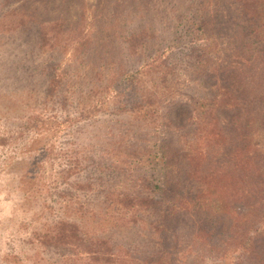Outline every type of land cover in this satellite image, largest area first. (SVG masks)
Wrapping results in <instances>:
<instances>
[{"label":"rangeland","instance_id":"1","mask_svg":"<svg viewBox=\"0 0 264 264\" xmlns=\"http://www.w3.org/2000/svg\"><path fill=\"white\" fill-rule=\"evenodd\" d=\"M247 1L251 4L253 0ZM206 3L202 14L209 17V34L224 54L214 60V69L196 79L186 66L187 47L170 40L172 22L184 12L187 0H0V264H62L63 259L68 261L64 264L90 262L84 247L71 252L69 244L43 247L37 239L46 232L43 225L61 215L83 222L81 202L92 207L89 213L96 218L95 225L79 226L88 238L110 235L121 251H132L129 258L135 259L133 264L181 261L178 250L189 243L197 224L204 221L186 201L188 191H194L199 182H186V177L158 167L142 165L131 173L109 168L117 159L113 149L118 141L127 148L133 142L131 137H140L143 145L152 147L165 131L163 126H144L138 131L127 122L128 116L111 114V87L116 74L140 68L146 55L155 54V59L146 63L162 66L164 61L172 66V88L167 92L169 145L176 148L178 140L183 146L188 143L204 167L196 176L209 181L206 174L228 163L230 142L235 137L229 121L233 111H216L211 118L195 122L190 97L202 88L229 87L232 78L224 69L229 66H239L248 81L264 90V65L253 54L256 47L264 48V38L255 45L253 35H243L235 0ZM55 22V27L51 26ZM40 29L60 30L62 40L56 42V51L39 49L27 34ZM134 33L139 34L129 41L128 49L125 41ZM142 36L148 43L140 44ZM55 64L60 65V84L47 97L51 102L45 100V92ZM90 88L98 92L88 95ZM64 97L62 107L58 103ZM257 110L264 112V108ZM194 126H202L198 127L199 142L192 139ZM138 146L136 142L126 150H141ZM210 162L215 163L213 167ZM158 177L161 180L157 181ZM137 179L148 185L143 192L166 204L162 213L156 218L142 217L136 225H122L116 214L106 219L100 208L104 193L141 190ZM150 183H158L160 188H152ZM92 244L98 262L90 264H101L105 255ZM124 255L116 252L109 256L110 264L125 259ZM204 263L220 261L207 259Z\"/></svg>","mask_w":264,"mask_h":264},{"label":"trees","instance_id":"2","mask_svg":"<svg viewBox=\"0 0 264 264\" xmlns=\"http://www.w3.org/2000/svg\"><path fill=\"white\" fill-rule=\"evenodd\" d=\"M235 1L240 8L243 35L246 38H250V34L253 35V43L258 45L261 43V37L264 38V0H253L251 4L247 0ZM205 5H207L206 0H187L184 12L175 16L171 26V43L187 47L186 66L196 79H200L212 70L214 60L219 61L224 54L218 41L209 34V17L202 14ZM54 25L56 22L51 26ZM52 30L27 31V34L31 35L33 42H37L39 49L47 48L54 52L57 50L56 42L62 38L59 29L56 33H52ZM50 33L52 35L48 36ZM137 34L139 33H134L126 39L128 49H131L129 41L137 38ZM147 37L150 35L145 34V38ZM141 39L143 41L140 44H144L145 41L148 43L144 36ZM262 51L264 52V48L260 46L258 50L256 47L253 54L264 65V55L260 54ZM141 54L143 55L140 53L139 57ZM146 56L140 68L125 72L121 70L116 74L117 76H114L115 80H112L111 87L113 95L110 99L112 109L109 112L114 116L124 114L126 118L130 117L131 120L128 121L127 118V122L132 124V127L138 128V131L141 130L139 127L158 129L163 126L165 130L162 134L163 138L153 141L154 145L150 147L143 145V138L131 137L133 142H129L127 148L131 149L137 142L140 143L138 148L142 151L137 149L128 152L124 142L118 141L113 149L117 159L110 162L109 168L131 173L142 165L158 167L171 170L176 177L178 175L186 177L184 178L186 182H199L194 191H188L186 201L196 214L199 212L202 214L204 221L197 224L189 243L184 248L176 249L179 252L177 254L182 256L177 264H206L204 262L207 259L219 260V264H264V115H261L263 111L257 110L264 108V90L257 89L256 84L248 81L249 78L243 75L239 66H229L224 67L227 76L232 78L229 87L219 85L210 89L202 88L190 97L193 110L191 119L193 121L196 119L195 122H199L198 119L203 122L204 119L211 118L216 111H233L229 121L235 131V137L230 142L228 163L206 174L209 180L206 181L203 177L196 176L204 167L203 163L199 164L195 158V153H191L188 143L185 142L183 146L178 140L176 148L169 145L171 140L166 128H170L167 118L170 100L167 92L172 88L169 76L173 73V67L166 65L164 61L162 66L159 63H146L149 58L155 59V54ZM59 66L55 64L50 68L52 73L49 74L45 100L51 102L52 99L47 97H51L60 84L57 77L61 71ZM243 66L245 67V64H242ZM96 91L98 92V89L90 88L86 92L91 95ZM64 99L65 97L58 103L62 104V107ZM198 127L202 129V126H194L196 133L191 134L196 142L201 141ZM209 164L213 167L215 163ZM137 180L141 190L133 192L129 189V192L121 193H113L110 190L104 193L103 205L100 208L106 219L116 214L122 225L129 222L136 225V221L142 220V217L156 218L162 213L166 204L162 205L160 200L143 192V188H148V185L141 184L140 180ZM156 180H161V177ZM129 181L133 180L130 178ZM150 186L160 188L158 183H150ZM98 191L101 195V189ZM78 206L80 212L82 211L83 222L73 216L61 215L55 221H50V225H43L47 228L46 232L37 235L43 247L52 243L64 244V246L69 244L71 252L76 251V248L84 247L89 254V261L97 263L98 259L94 255L97 250H92V243H96L105 255V258L103 256L101 259V264H110L109 256L116 255V252L117 254L123 252L125 259H117L115 264H133L135 259L129 258L132 251H121L122 248L116 245V241L110 235L88 238L87 232L80 230L79 226L83 224L95 225L96 218L89 213L92 207L82 202ZM77 241L80 243H75ZM92 254L94 256H90ZM65 262L68 261L63 259L59 263Z\"/></svg>","mask_w":264,"mask_h":264}]
</instances>
